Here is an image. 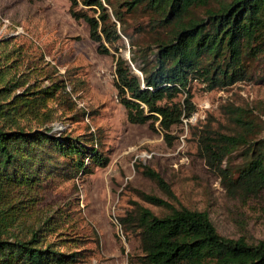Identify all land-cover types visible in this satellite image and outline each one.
Wrapping results in <instances>:
<instances>
[{"label":"trees","instance_id":"obj_1","mask_svg":"<svg viewBox=\"0 0 264 264\" xmlns=\"http://www.w3.org/2000/svg\"><path fill=\"white\" fill-rule=\"evenodd\" d=\"M68 1L69 13L87 22L97 51L116 54L114 85L127 120L148 122L168 143L171 127L195 111L193 80L214 88L246 79L251 63L264 54V0ZM198 6L204 7L200 17L191 14ZM140 8L147 18L135 23L136 34L161 29L153 41L137 43L126 29V13L131 17ZM125 38L128 57L119 51ZM26 82L0 71V264H73L90 256L86 239L68 236L55 213L38 214V190L47 174L65 170L68 161L74 176L105 166L109 157L100 152L95 136L86 143L78 135L56 134L47 125L52 121L48 99L65 91L63 78L46 85ZM220 136L215 145L205 143L204 155L225 177L219 164L223 157L239 143H248L242 134ZM252 146L235 169L234 182L258 193L264 190V147ZM140 171L172 196L159 171L148 165ZM140 196L168 209L156 214L136 203L120 217L139 238L140 264H264V239L252 243L224 236L206 210L175 207L152 192ZM53 233L56 238L49 239Z\"/></svg>","mask_w":264,"mask_h":264},{"label":"rangeland","instance_id":"obj_2","mask_svg":"<svg viewBox=\"0 0 264 264\" xmlns=\"http://www.w3.org/2000/svg\"><path fill=\"white\" fill-rule=\"evenodd\" d=\"M139 10L131 17L126 13V29L137 43L153 41L154 32L162 30L146 28L136 34L135 23L147 18ZM191 14L200 17L204 7L193 8ZM123 42L119 51L128 57L130 44L126 38ZM97 44L87 22L69 13L68 0H0V71L11 80L25 78L27 84L63 78L65 91L48 99L52 121L47 125L56 134L78 135L86 143L95 136L100 152L109 157L105 166L74 176L68 161L65 170L47 174L38 190V214L55 213L68 236L86 239L90 256L73 264H140L139 238L125 229L120 217L136 203L156 214L168 212L141 198L142 191L175 207L206 210L224 236L252 243L264 239V190L248 193L234 182L248 147H264V54L251 63L246 79L214 88L193 80L195 111L171 127L168 143L148 122L127 120L114 85L116 54L112 49L98 52ZM240 134L249 146L239 143L223 157L219 164L228 175L224 177L208 164L205 143L215 145L220 135ZM142 165L161 173L172 196L141 173Z\"/></svg>","mask_w":264,"mask_h":264}]
</instances>
